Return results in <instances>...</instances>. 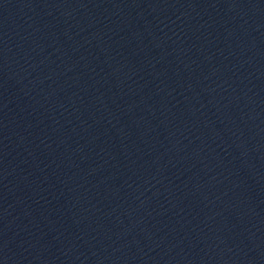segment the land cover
<instances>
[{"label":"water","instance_id":"1","mask_svg":"<svg viewBox=\"0 0 264 264\" xmlns=\"http://www.w3.org/2000/svg\"><path fill=\"white\" fill-rule=\"evenodd\" d=\"M134 264H264V0H19Z\"/></svg>","mask_w":264,"mask_h":264}]
</instances>
